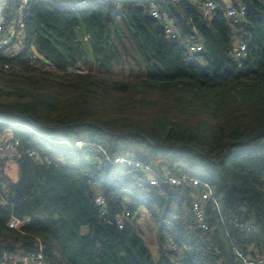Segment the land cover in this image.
<instances>
[{
	"label": "trees",
	"instance_id": "16d2710c",
	"mask_svg": "<svg viewBox=\"0 0 264 264\" xmlns=\"http://www.w3.org/2000/svg\"><path fill=\"white\" fill-rule=\"evenodd\" d=\"M214 1L206 15L194 0H0V19L24 25L22 52L0 53V133L19 143L16 157H0V258L38 243L46 264H239L233 245L264 257V0ZM240 4L233 26L225 11ZM236 39L247 48L240 63ZM78 139L208 182L220 212L205 201L207 229H197L190 185L150 187L130 168L98 164ZM11 217L29 221L12 229Z\"/></svg>",
	"mask_w": 264,
	"mask_h": 264
},
{
	"label": "built area",
	"instance_id": "2783aa9c",
	"mask_svg": "<svg viewBox=\"0 0 264 264\" xmlns=\"http://www.w3.org/2000/svg\"><path fill=\"white\" fill-rule=\"evenodd\" d=\"M24 4L28 2V0H22ZM63 4L73 5L75 7H84L91 0H61ZM174 1V0H171ZM198 5H200L206 15L214 12L218 5L214 0H194ZM245 5H238L237 7L228 6L225 11V17L228 18L232 25H238L243 20L246 13ZM151 17L154 19L160 20L159 14L152 10L150 13ZM164 32L167 37L170 39L177 38V32L174 29L171 22H168L167 19H164ZM23 28L24 25L20 18H15L12 21H5L0 19V53L7 54L9 59L17 57L23 50ZM187 51L190 54H197L201 52V47L195 44H187ZM232 57L237 62H242L247 56V48L246 44L240 41L239 39L235 40V43L231 52ZM42 66L47 67L48 63L42 62ZM51 67V66H50ZM52 68V67H51ZM75 72L82 73V70L75 68ZM9 125H12L8 123ZM15 125H21L18 123H14ZM26 129L31 132H35L33 126L31 125H22ZM19 143L16 141L9 132L5 131L4 133H0V157L6 159H13L16 157L17 149ZM73 146L75 148H85L92 147L91 152L99 153L100 160H96L99 164L102 158L110 165H114L121 168H130L135 172L142 174L145 177L146 183L150 187H157L159 185H166L171 187H179L183 185H190L192 189L195 190V197L192 202V212L194 223L196 224V228L199 230H206L207 225L205 223L204 216V206L203 203L205 201L210 202L212 206L219 211V202L216 197L215 192L213 191L211 185L206 182L196 178H192L187 174L180 175H164L153 167L143 163L142 161L131 157L130 155H121L116 156L115 158H109L107 156L106 150L101 146L96 144L95 142H87L85 139L75 140ZM34 154L29 153V156L32 157ZM262 189L264 191V182L262 184ZM0 200L3 205H7L8 202L4 200L1 192H0ZM95 204L99 208L104 207V199L101 196H98L95 199ZM130 213L125 211L121 215L115 216V221L119 228H122L126 221H129ZM29 219L24 221H20L15 217H11L8 221V226L12 229H18L22 223L28 222ZM252 228V226H249ZM248 230V229H247ZM171 250H175L173 246H170ZM42 246L40 243L36 244V251L25 254L24 252H16L13 253H4L0 258V264H46L43 254H42ZM232 255L235 261L239 264H264V257H254L249 258L241 249L236 246L231 247Z\"/></svg>",
	"mask_w": 264,
	"mask_h": 264
},
{
	"label": "rangeland",
	"instance_id": "374dc122",
	"mask_svg": "<svg viewBox=\"0 0 264 264\" xmlns=\"http://www.w3.org/2000/svg\"><path fill=\"white\" fill-rule=\"evenodd\" d=\"M124 77V76H121ZM13 125V124H12ZM143 215V217L140 218V227L144 232V239L147 243V245L149 246L153 256L156 258L157 257V242H156V237H155V233L152 230L151 224L150 222L147 220V218H145V213H141Z\"/></svg>",
	"mask_w": 264,
	"mask_h": 264
}]
</instances>
